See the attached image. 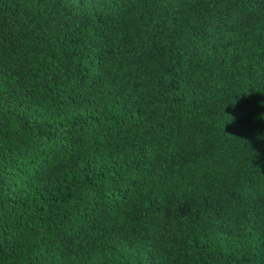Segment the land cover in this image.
<instances>
[{"label":"trees","instance_id":"1","mask_svg":"<svg viewBox=\"0 0 264 264\" xmlns=\"http://www.w3.org/2000/svg\"><path fill=\"white\" fill-rule=\"evenodd\" d=\"M0 264H264V0H0Z\"/></svg>","mask_w":264,"mask_h":264}]
</instances>
